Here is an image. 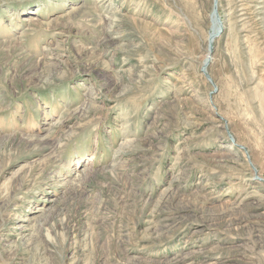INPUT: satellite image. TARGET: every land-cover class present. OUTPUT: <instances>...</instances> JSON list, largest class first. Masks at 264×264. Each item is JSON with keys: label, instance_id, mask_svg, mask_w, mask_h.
Wrapping results in <instances>:
<instances>
[{"label": "rangeland", "instance_id": "rangeland-1", "mask_svg": "<svg viewBox=\"0 0 264 264\" xmlns=\"http://www.w3.org/2000/svg\"><path fill=\"white\" fill-rule=\"evenodd\" d=\"M212 9L0 0V264H264V0Z\"/></svg>", "mask_w": 264, "mask_h": 264}, {"label": "water", "instance_id": "water-1", "mask_svg": "<svg viewBox=\"0 0 264 264\" xmlns=\"http://www.w3.org/2000/svg\"><path fill=\"white\" fill-rule=\"evenodd\" d=\"M210 20H211V22L212 23H216L217 24V26H220L221 25V23H220V20H219V16H218V13H217V0H213V9H212V13H211V15H210ZM214 20V21H213ZM221 33V29L219 30V32L216 34V35H214V37H213V39L214 38H216L219 34ZM213 41V40H212ZM211 41V42H212ZM211 51H209V53H210ZM209 60H210V58L208 57L207 59H206V61L203 63V66H202V69H201V71H202V73L205 75V77L209 80V77L207 76V74H206V68H207V66H208V64H209Z\"/></svg>", "mask_w": 264, "mask_h": 264}, {"label": "bare ground", "instance_id": "bare-ground-1", "mask_svg": "<svg viewBox=\"0 0 264 264\" xmlns=\"http://www.w3.org/2000/svg\"><path fill=\"white\" fill-rule=\"evenodd\" d=\"M220 20V19H219ZM214 21V20H213ZM215 23V22H214ZM221 23V22H220ZM222 28V26L220 25V26H217V24L215 23V25H214V27H213V31H210V33H209V37H208V44H207V49H206V54H208L209 53V51H211V49H212V40H214L213 39V37H214V35H216L218 32H219V30ZM17 48V47H16ZM17 50V49H16ZM15 53V52H14ZM208 56V55H207ZM207 59V58H206ZM206 61V60H205ZM204 61V62H205ZM219 157H221V155L219 156ZM219 157H218V159H219ZM222 157H224V156H222ZM214 158V157H213ZM212 159V158H211ZM220 161H222V160H219V162ZM216 162H217V160H216ZM167 225V224H166ZM165 225V226H166ZM161 226V225H160ZM163 226V225H162ZM161 226V227H162ZM167 227V226H166Z\"/></svg>", "mask_w": 264, "mask_h": 264}]
</instances>
